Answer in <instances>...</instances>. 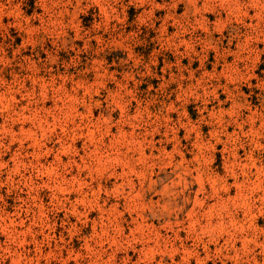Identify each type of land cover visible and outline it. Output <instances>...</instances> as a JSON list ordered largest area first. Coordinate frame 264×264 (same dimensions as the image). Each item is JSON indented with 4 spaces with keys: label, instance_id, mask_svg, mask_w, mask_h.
I'll return each instance as SVG.
<instances>
[{
    "label": "rangeland",
    "instance_id": "374dc122",
    "mask_svg": "<svg viewBox=\"0 0 264 264\" xmlns=\"http://www.w3.org/2000/svg\"><path fill=\"white\" fill-rule=\"evenodd\" d=\"M0 264H264V0H0Z\"/></svg>",
    "mask_w": 264,
    "mask_h": 264
}]
</instances>
